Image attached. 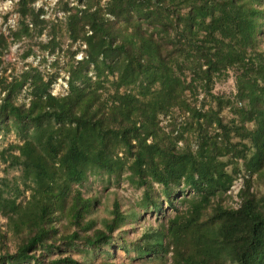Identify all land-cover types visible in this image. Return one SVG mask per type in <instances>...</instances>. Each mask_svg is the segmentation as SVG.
Here are the masks:
<instances>
[{
  "label": "trees",
  "instance_id": "16d2710c",
  "mask_svg": "<svg viewBox=\"0 0 264 264\" xmlns=\"http://www.w3.org/2000/svg\"><path fill=\"white\" fill-rule=\"evenodd\" d=\"M32 1L18 0L14 41L47 23ZM110 1L63 5L66 51L85 46L82 60L78 49L68 56L66 95H50L56 75L35 67L0 75V131L22 137L0 149L6 170L18 172L0 178L13 242L10 252L1 241L0 264H85L65 250H104L127 216L115 202L100 226L90 217L96 201L75 186L97 172L125 175L152 212L161 210L151 196L159 185L173 211L164 228L132 244L135 259L264 264V0ZM6 47L0 34V55ZM58 47L55 35L41 46ZM230 73L234 92L214 93ZM25 86L28 102L17 103ZM238 173L248 178L235 209L221 197ZM105 253L91 264H118Z\"/></svg>",
  "mask_w": 264,
  "mask_h": 264
},
{
  "label": "rangeland",
  "instance_id": "374dc122",
  "mask_svg": "<svg viewBox=\"0 0 264 264\" xmlns=\"http://www.w3.org/2000/svg\"><path fill=\"white\" fill-rule=\"evenodd\" d=\"M38 1L39 0H33L32 3H29L28 5L29 8L34 10V12L37 11L35 4ZM105 1L107 0H101L102 3ZM42 2L46 7L44 13V16L46 17L43 18V20L47 23L33 27L30 25V36H23L20 40L11 41L9 38L6 39L7 47L1 51L0 55V59L2 61L0 75L2 77H7L9 79H11V77H17L26 66H31L37 68L46 78L56 75L53 80H57L67 74V62L70 53L78 49V53L76 54L77 57L80 54V50L83 49V45L75 44L69 51H66L69 41L67 33L65 32V15L61 13L63 12L62 8L64 3H71L72 0H57L55 5H51L53 0H42ZM17 3L18 0H0V31L10 14H17V25L15 27V31L19 29L22 18L19 15V6ZM110 3L114 7L119 5L117 0H111ZM23 21L26 22L25 20ZM40 29L42 30L41 34L39 33ZM53 35L56 36V42L59 44V47L56 49L55 53H53L54 55L49 53V55L46 56V51L43 50L41 46L46 44L49 37ZM52 55L54 57H51ZM76 57L75 60H77ZM34 62H37L36 65H34ZM233 92L234 79L232 73H230L228 78L220 79L215 84L214 93L229 94ZM26 95L27 91L26 94L23 92L19 94L16 98V102L26 103ZM1 97L2 94L0 93V98ZM201 99L202 96L200 95L199 100ZM208 102L209 99L205 100V104H208ZM159 119L161 126L165 127L167 130V124L169 121L163 116ZM183 121V116L178 119V122ZM21 141L22 137L16 132L15 128L11 129L9 132L0 131V149L12 143H20ZM195 147L196 142L192 143V149H195ZM5 174L11 177L17 175L18 172L16 170H6V165L0 162V178ZM75 188H78L81 191L82 196L85 198L92 197L95 199L96 203L91 211L92 213L90 217L97 220V227L100 226L99 222L101 219L110 218L109 212L112 210L115 202L118 204L119 211L127 217L120 225V228L112 234V240H110L109 244L103 248L104 250L97 252L90 248L79 246L73 250H65V254L70 253L78 261L85 264H91L101 259H106L107 256L105 252L108 250L112 253L111 260L118 264L159 263L157 259H135L134 252L132 251L133 243L140 240L145 233H151L154 230L164 228L166 217L173 215V211L169 209L160 193L161 188L159 185L153 184V190L151 191L152 198H155L161 205V210L157 212H152V209L146 205H140L143 198V189L129 185L125 179V175L115 178L108 177L106 174L99 172L89 174L88 178L80 185H76ZM25 196H27V193ZM221 198L222 203L225 206L233 208V206L229 203L230 199L226 193ZM21 199L23 198L21 197L20 200ZM181 200L182 197H177L173 200L177 208L182 207L180 204ZM1 241L4 242L6 250L10 252L13 251L11 232L7 226L6 220L0 215V245ZM122 244H128L130 246L128 247V253L121 249ZM2 254L3 252L0 251V255ZM63 254L61 252L51 251L48 253V257L56 258ZM166 264H172L170 259H168Z\"/></svg>",
  "mask_w": 264,
  "mask_h": 264
},
{
  "label": "built area",
  "instance_id": "2783aa9c",
  "mask_svg": "<svg viewBox=\"0 0 264 264\" xmlns=\"http://www.w3.org/2000/svg\"><path fill=\"white\" fill-rule=\"evenodd\" d=\"M57 0H53V3L51 5H55ZM10 3V1H9ZM69 6H73L76 3L74 2V0H72L71 3H68ZM4 7V6H3ZM35 7L37 9V11L39 9L44 10L45 13V9L46 7L43 5L42 0H39L38 2H36ZM44 13L40 15V18L43 19L46 16H44ZM61 14L65 15L64 12H62ZM17 14H10L9 17L7 18L6 22L3 24L0 34H2L6 39L9 38V40H13L12 38V32L15 31V27L17 25ZM14 41V40H13ZM85 48V46L83 45V49ZM46 56L49 55V53L46 51ZM54 55V54H53ZM51 57H54V56ZM84 57L83 52H81L79 54V56L76 57L77 61L78 60H82ZM39 61V58H38ZM37 61V62H38ZM37 62H34V65H36ZM28 66H26L24 69H26ZM68 74H65L62 76V78H58L57 80H53L50 88L48 90V93L52 96L55 97H61L67 94L68 92ZM26 86L23 88L22 92L24 94H26ZM168 120V118H166ZM181 144V143H179ZM248 178L247 174H243V173H238L236 175V177L232 180L230 186L228 187V189L226 190V195L228 196L229 203L233 206V208H238L239 204L241 202V198H240V192L244 187V180Z\"/></svg>",
  "mask_w": 264,
  "mask_h": 264
},
{
  "label": "clouds",
  "instance_id": "9594fccd",
  "mask_svg": "<svg viewBox=\"0 0 264 264\" xmlns=\"http://www.w3.org/2000/svg\"><path fill=\"white\" fill-rule=\"evenodd\" d=\"M4 38H5V37H4ZM5 39H6V38H5ZM82 50H83V49H82ZM82 50L80 51V53L82 52ZM75 57H76V56H75ZM78 61H79V60H78ZM90 75H91V74H90ZM21 93H22V92H21ZM21 93H20V94H21ZM27 102H28V99H27ZM27 102H26V103H27ZM26 103H25V104H26ZM164 118H166V117H164ZM168 121H169V120H168ZM160 124H161V122H160Z\"/></svg>",
  "mask_w": 264,
  "mask_h": 264
}]
</instances>
